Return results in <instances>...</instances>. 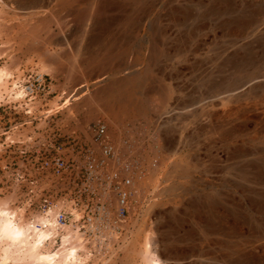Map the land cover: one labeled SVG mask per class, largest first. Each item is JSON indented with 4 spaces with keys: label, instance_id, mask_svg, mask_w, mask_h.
Instances as JSON below:
<instances>
[{
    "label": "rangeland",
    "instance_id": "1",
    "mask_svg": "<svg viewBox=\"0 0 264 264\" xmlns=\"http://www.w3.org/2000/svg\"><path fill=\"white\" fill-rule=\"evenodd\" d=\"M21 1L0 0V68L11 73L1 87L0 104L49 103L56 109L69 99L58 115L75 118L78 132L87 134L88 124L102 117L117 134L131 131L146 165L158 158L144 183L148 203L133 220L130 241L137 243L126 244L139 248L140 226L161 232L164 219L175 218L168 234L159 235L167 241L157 242L171 257L156 250L167 264H202L197 259L205 257L210 264H224L221 255L234 241L243 260L249 259L245 264H264V0H138V6L147 2L143 8L149 9L138 26L123 28L127 32L118 36V24L136 15L133 0H33L31 7ZM118 16L121 22H115ZM106 19L111 20V25L104 22L107 29L97 22ZM33 73L46 76L51 93L31 98L20 90L12 97V75L22 89ZM18 109L24 119L28 109ZM8 123L0 121V128ZM177 158L190 170L174 181L173 191L160 196L153 179L158 177L160 187L170 184L163 169ZM154 198L158 204L146 217ZM205 199L215 202L210 212H204ZM4 201L0 184V209ZM233 202L250 218L239 234L209 228L218 225L219 209ZM5 246L0 242V264H28L13 253L3 259ZM127 247L119 264L141 263Z\"/></svg>",
    "mask_w": 264,
    "mask_h": 264
},
{
    "label": "built area",
    "instance_id": "2",
    "mask_svg": "<svg viewBox=\"0 0 264 264\" xmlns=\"http://www.w3.org/2000/svg\"><path fill=\"white\" fill-rule=\"evenodd\" d=\"M12 76V97L20 90L31 98L51 93L41 73L29 75L22 89ZM20 105L28 109L24 119ZM49 107L0 104V121L9 122L0 128L2 209L28 238L41 236L39 248L51 251L55 261L66 254L64 264H119L133 220L148 203L144 183L158 158L146 165L131 131L117 134L102 117L84 134L75 118L58 115L64 109Z\"/></svg>",
    "mask_w": 264,
    "mask_h": 264
},
{
    "label": "bare ground",
    "instance_id": "3",
    "mask_svg": "<svg viewBox=\"0 0 264 264\" xmlns=\"http://www.w3.org/2000/svg\"><path fill=\"white\" fill-rule=\"evenodd\" d=\"M138 0H133L132 2V14L135 13L136 15L133 17V15H131V20L127 23V24H121L119 23L118 25H121V27H119V29H117L114 33V35L118 36V35H121L127 31H123V28L125 29H128V28H135L136 26L139 25L140 23V19H141V15L143 13L146 12V10H148L149 8H143L144 5H147L149 2H151L152 0H149V1H145L146 3L143 4V6H138L136 4ZM223 1V0H222ZM21 2H23L24 4L26 3L27 5H29L30 7L34 5L35 2H33V0H22ZM221 2V1H220ZM143 3V2H142ZM136 4V6H135ZM214 5V4H213ZM148 6V5H147ZM219 6V5H218ZM217 6V7H218ZM146 7V6H144ZM227 9V8H226ZM214 10V9H213ZM178 12V11H177ZM135 17H138L139 19H133ZM238 18V17H237ZM121 19L122 17H116L115 18V22H121ZM90 21L91 20H94L96 21L95 19H93L92 17L89 19ZM128 21V20H127ZM97 22H102L100 24L103 25V28L105 27L106 29L108 28L109 25H111L108 21V19L106 20H102V21H97ZM104 22H107L109 23V25L107 23L104 24ZM114 22V21H112ZM139 22V23H138ZM244 22V21H243ZM243 24L242 21L240 24H237V25H241ZM123 26V27H122ZM158 30V35L160 37L163 38V34L166 33V31L164 29H162V26L159 27ZM111 31V30H110ZM105 33V32H104ZM107 33V32H106ZM113 33V32H112ZM110 32V34H112ZM156 34V33H155ZM113 35V36H114ZM166 35V34H165ZM108 36V35H107ZM128 36V35H127ZM101 39V38H100ZM108 39V38H107ZM114 39V38H113ZM98 40V39H97ZM103 40V39H102ZM106 40V39H105ZM99 42V41H97ZM117 43V42H116ZM97 44V43H96ZM91 46V43L90 44H87L84 48V50H87L88 47ZM101 47V46H100ZM33 48V47H32ZM91 49V48H90ZM32 50V49H31ZM89 50V49H88ZM92 50V49H91ZM238 57V56H237ZM237 57H235L237 59ZM237 61V60H236ZM235 61V63H236ZM240 61V60H239ZM248 62V61H247ZM239 63V62H238ZM239 66V64H237ZM242 70V69H241ZM8 74H11L8 69L6 67H3V68H0V97L2 95V90H1V87L5 86V79L8 77ZM81 86H88L87 83L86 84H81ZM6 88V87H5ZM69 102V99H67L64 103H62L61 105H57V108L59 109H63V108H66L68 107V105H70ZM56 108V109H57ZM178 155V154H177ZM184 158V157H182ZM182 158H177L175 160H173L171 162V165L166 167L165 169H163L164 171V178L165 180L167 181H170V184H166V185H163L162 187H160V184L158 183V177L154 178L153 180V188L154 190L157 192L158 195L160 196H166L167 193L173 191L176 187L174 181L178 178V177H181V176H184V175H187L188 171L190 170V165H186L185 164V160L182 159ZM167 164V163H166ZM261 164V163H260ZM258 165V164H257ZM252 166H254L252 164ZM247 168V167H246ZM243 169L242 171L240 170V176L243 177V175L247 172V170ZM259 171V170H258ZM257 171V172H258ZM262 171V170H261ZM249 172V171H248ZM255 172V171H254ZM256 174V173H255ZM246 175V174H245ZM239 176V175H238ZM162 177V176H161ZM243 179V178H242ZM261 179V178H260ZM241 180V179H240ZM166 183V182H165ZM235 183V182H234ZM264 183V182H263ZM235 185L237 186H240V187H244L243 183L239 184V183H235ZM251 191V190H250ZM252 192V191H251ZM216 197V196H215ZM219 197V196H218ZM217 198V197H216ZM218 199V198H217ZM218 201V200H217ZM231 201V200H230ZM201 203V202H200ZM158 202H157V199H153L152 202H150V204L148 205V207L144 210V215L146 217H148V214L150 212V210H152V208L157 205ZM167 202H164L162 203V205H166ZM170 204V202H169ZM218 204H219V201H218ZM258 204V203H257ZM211 206V209H214L215 208V202L211 201L210 199H205L203 201V206H204V209L205 211L204 212H207V210L209 211V207ZM258 206V205H257ZM195 208V207H194ZM197 208V207H196ZM217 205H216V209H217ZM170 209V208H169ZM200 210L198 209V212ZM214 211V210H213ZM197 212V211H196ZM197 212V213H198ZM210 212V211H209ZM220 214H219V220H216L218 221V225L214 224L212 227H209V228H212V229H215V230H220V234H221V231L224 235H235L237 232H238V229L240 228V225H244V224H241L242 222L243 223H249L250 221V218L248 219L247 218V215L244 211H242V209L237 205L235 204V202L232 203V206H228L226 208H221L219 209L218 211ZM216 213V212H215ZM205 214V213H204ZM213 214V213H212ZM217 215V213H216ZM211 216V215H210ZM209 216V217H210ZM218 216V215H217ZM173 217V216H172ZM208 217V216H207ZM208 217V218H209ZM203 218V217H201ZM200 218V219H201ZM173 220L170 221V219L168 220H165L164 219V223L163 226L166 228L164 231H159L157 229L156 230H152L154 228H150V230H152L151 232H147V229H146V226L143 225V226H140V232H143V242L141 244V246L139 248H134V249H137V250H134V249H131L130 246H135L136 245V239L132 242V241H128V246L127 244H125L124 246L127 247L125 250L126 252L128 253H131V257H139V259L141 260L140 262L141 263H137V264H167L168 261L165 259V258H161L160 256H158V253L156 250H161V252L164 251V257H167L169 256L167 253H165L167 250L166 247L165 248H162L161 247H157V242L159 243H162V242H165L167 241V238L166 240L164 239V237L162 238V240L160 239L159 235L160 236H166L168 234V229H169V225L174 222L176 219L175 218H172ZM206 219V218H204ZM178 220V219H177ZM183 220V219H182ZM199 220V219H198ZM207 220V219H206ZM205 220V221H206ZM215 220V219H214ZM249 220V221H248ZM252 220V219H251ZM203 221V220H202ZM208 221V220H207ZM215 221V222H216ZM176 222V221H175ZM179 222V221H177ZM201 222V221H200ZM138 223V222H137ZM205 223V222H204ZM203 223L204 227H205V224ZM210 223V221L208 222ZM202 224V223H201ZM252 224V223H251ZM172 225V224H171ZM178 225V224H177ZM209 225V224H208ZM179 226V225H178ZM201 226V225H200ZM246 226V225H245ZM249 226V225H248ZM252 226V225H250ZM176 227V225L174 226ZM207 227V226H206ZM256 227V226H255ZM172 228V227H171ZM208 228V227H207ZM257 228V227H256ZM250 229V227H249ZM255 229V228H254ZM176 230V228H175ZM203 230V229H202ZM251 230V229H250ZM172 231V230H171ZM201 231V230H200ZM214 231V230H212ZM241 231V230H240ZM177 232V231H176ZM216 232V231H214ZM145 233V234H144ZM173 233V232H172ZM242 233V232H241ZM171 234V233H170ZM203 234V233H202ZM239 234V232H238ZM175 236L177 234H174ZM186 235V234H185ZM196 235V234H195ZM170 236V235H168ZM203 236V235H202ZM205 236V235H204ZM178 237V236H177ZM184 237V235H183ZM231 237V236H230ZM237 237V236H236ZM180 238V237H179ZM229 238V237H228ZM243 238V237H241ZM172 239V238H170ZM184 239V238H183ZM178 240V239H177ZM214 240V239H213ZM235 240V239H234ZM40 241H41V236L40 237H37L35 239H31V238H28L26 236V232H25V228L16 223V221L14 219L11 218L10 216V211L6 210V209H0V242H4V244H6L5 246V249H4V256H3V259H7L9 258L8 257V254L9 253H13V256H14V259L15 260H21V261H27L25 263H28V264H59L58 262H60L61 264H64V259H67V256L66 254L62 255L61 256V260L60 261H55V258H54V255L51 253V251H41V249L39 248L40 247ZM162 241V242H161ZM179 242V241H178ZM170 243V242H169ZM217 243V242H216ZM234 243L233 245H235L233 248H230L228 250H225V252L221 255V260L223 261L224 264H245V261L249 259H246L245 261L243 260V250L242 248H240L238 245H239V242L237 243L238 245H236L235 241L232 242ZM166 244V243H165ZM164 244V245H165ZM229 244V243H228ZM227 244V245H228ZM160 245V244H159ZM170 245V244H169ZM222 245V244H221ZM224 245V244H223ZM226 245V246H227ZM231 246V245H230ZM124 247V248H125ZM153 247L155 248V250L153 249ZM157 247V248H156ZM176 247V246H175ZM225 247V245L223 246ZM171 248V247H170ZM173 248V247H172ZM229 248V247H227ZM176 249V248H175ZM202 250V249H200ZM220 250V248H219ZM170 251V250H169ZM204 251V250H203ZM206 251V250H205ZM168 252V251H167ZM180 252V251H179ZM210 252V251H209ZM160 253V252H159ZM200 253V251H199ZM205 253V252H204ZM212 253V252H211ZM170 254V252H169ZM182 254V253H181ZM197 254V253H196ZM210 254V253H209ZM217 254V252H216ZM221 254V253H220ZM162 255V256H163ZM173 255V254H172ZM184 255V254H183ZM206 255V254H205ZM219 255V254H218ZM157 257V259H155L154 257ZM177 256H179L177 254ZM197 256V255H196ZM170 257V256H169ZM173 257V256H172ZM202 257V256H200ZM171 258V257H170ZM219 258V256H218ZM13 259V260H14ZM214 259V258H213ZM217 259V257H216ZM220 260V261H221ZM254 260V259H253ZM63 261V262H62ZM67 261H69L67 259ZM197 261H200L202 262V264H210V262L208 261V257H205L201 260H198ZM219 260L215 261L216 262H220ZM221 261V262H222ZM258 261V260H257ZM170 262V261H169ZM70 263H74V260L71 261ZM198 264V262H197ZM250 264V263H249ZM258 264V263H257Z\"/></svg>",
    "mask_w": 264,
    "mask_h": 264
}]
</instances>
